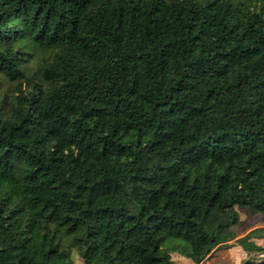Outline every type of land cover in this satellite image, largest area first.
I'll return each mask as SVG.
<instances>
[{
    "label": "trees",
    "instance_id": "1",
    "mask_svg": "<svg viewBox=\"0 0 264 264\" xmlns=\"http://www.w3.org/2000/svg\"><path fill=\"white\" fill-rule=\"evenodd\" d=\"M6 80L0 264H203L264 207V0H0Z\"/></svg>",
    "mask_w": 264,
    "mask_h": 264
},
{
    "label": "rangeland",
    "instance_id": "2",
    "mask_svg": "<svg viewBox=\"0 0 264 264\" xmlns=\"http://www.w3.org/2000/svg\"><path fill=\"white\" fill-rule=\"evenodd\" d=\"M0 88L3 91L12 90L9 80L2 81ZM238 213V221L231 225L226 231L227 242L216 249L210 257L204 260L203 264H240L246 258H262L264 254L258 253L253 244L264 247V236L254 237L249 240L239 241L248 230L264 226V207L261 211H256L249 207H235ZM167 255L168 264H199L196 260L188 259L184 256L172 252L168 247L164 248ZM73 264H81L76 253L72 254Z\"/></svg>",
    "mask_w": 264,
    "mask_h": 264
}]
</instances>
